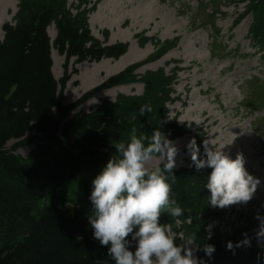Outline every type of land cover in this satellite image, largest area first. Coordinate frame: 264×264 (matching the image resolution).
<instances>
[{
    "label": "rangeland",
    "instance_id": "374dc122",
    "mask_svg": "<svg viewBox=\"0 0 264 264\" xmlns=\"http://www.w3.org/2000/svg\"><path fill=\"white\" fill-rule=\"evenodd\" d=\"M132 6L141 17L122 29L130 30L128 38L121 37L120 30L102 29L123 16L125 9H120L118 0H0V43L6 24L17 27L34 14L46 16L53 69V57L60 62L58 77L52 69L53 75L58 82L66 74L71 76L65 105L99 90L77 112L89 113L104 101L121 100L118 114L132 121L137 135L150 140L159 128L176 147L172 173L164 174L184 215L160 220L176 243L191 240L198 248L203 236L233 239L243 252L236 264H264V235H258L264 225V46L261 49L250 35L254 4L250 0H134ZM132 6L125 13L134 12ZM153 15L154 23L145 27ZM167 16L170 19L156 31L155 25ZM64 25L78 32L87 49L95 48L93 55L67 59L57 43ZM261 28L262 40L264 22ZM113 81L118 83L112 86ZM132 102L137 109L129 111ZM194 103L208 110L189 119ZM203 123L213 125L207 128ZM192 139L200 146V158L205 140L216 147L226 145L224 151L233 158L243 154L247 171L261 181L249 202L225 208L208 205L204 185L211 169L196 170L188 151ZM34 149L31 145L17 154L27 158ZM164 163L156 156L149 168L163 169ZM245 239L250 243H241ZM196 246L192 247L198 258Z\"/></svg>",
    "mask_w": 264,
    "mask_h": 264
},
{
    "label": "trees",
    "instance_id": "16d2710c",
    "mask_svg": "<svg viewBox=\"0 0 264 264\" xmlns=\"http://www.w3.org/2000/svg\"><path fill=\"white\" fill-rule=\"evenodd\" d=\"M250 2V35L263 49L264 0ZM49 24L38 14L17 27L6 24L0 43V264H114L107 246L93 237L89 197L92 181L116 153L114 145L126 142L134 125L118 114L121 100L77 112L99 90L65 105L71 76L58 82L53 75ZM57 43L68 60H84L95 49H87L71 25L61 26ZM31 145L27 158L17 154ZM203 244L216 249L209 264H236L243 254L233 239L203 236L198 248ZM197 255L209 259L202 250Z\"/></svg>",
    "mask_w": 264,
    "mask_h": 264
},
{
    "label": "clouds",
    "instance_id": "9594fccd",
    "mask_svg": "<svg viewBox=\"0 0 264 264\" xmlns=\"http://www.w3.org/2000/svg\"><path fill=\"white\" fill-rule=\"evenodd\" d=\"M144 113L142 108L140 114ZM146 140L132 129L126 142L114 145L115 155L92 181V213L88 221L94 239L107 246V255L114 264H209L216 250L214 245L197 248L191 240L177 244L168 226L160 223L162 213L172 218L184 215V209L172 198L171 183L164 174L172 173L177 149L159 128ZM225 146L216 147L205 140L200 158L196 140L188 144L196 170L211 169L204 187L209 192L208 205L218 208L246 204L261 184L247 171L243 154L233 158L224 151ZM156 156L165 161L163 169L149 168ZM258 235H264V225ZM241 243L250 242L245 239ZM193 245L209 259L194 256ZM227 248L233 249L231 241Z\"/></svg>",
    "mask_w": 264,
    "mask_h": 264
},
{
    "label": "bare ground",
    "instance_id": "6f19581e",
    "mask_svg": "<svg viewBox=\"0 0 264 264\" xmlns=\"http://www.w3.org/2000/svg\"><path fill=\"white\" fill-rule=\"evenodd\" d=\"M118 2L120 3V5H121V7L122 8H120V9H122V10H124L125 9V11L127 10V9H129L132 5H133V2H134V0H118ZM133 7V6H132ZM119 9V10H120ZM115 10H117V9H115ZM133 10H134V12H132L130 15L129 14H127V12L125 13V11L123 12V16L120 18V19H116L115 21H113L112 23H109V25H107V26H105V24L103 25V27H102V29H110V30H120L119 31V34H121L120 36L121 37H127L128 36V38H131V33H130V30H128V32H124V31H122V29L123 28H125V26H128V24L131 22V20H132V22L133 23H135V22H138V20L140 19V17H141V14L140 13H137L136 11H135V8L133 7ZM161 10V9H160ZM159 10V11H160ZM110 15H111V13H110ZM108 16V18H110L111 16ZM160 16V15H159ZM157 17H156V15H153V16H151V18H150V21H148L147 23H144V25H145V27H149L150 25H152V23H154L153 22V20H155ZM168 19H170V17H168L167 16V18H166V20H165V22H163V21H160L158 24H156L155 26H157V30L156 31H158L159 30V28H162V23H167V21H168ZM172 20V19H171ZM172 24V23H171ZM144 27V28H145ZM172 27V26H171ZM173 28V27H172ZM155 29V28H154ZM171 29V28H170ZM154 33V32H153ZM117 37H114V39H116ZM117 39H119V38H117ZM122 40H124L123 38H121ZM135 50V49H134ZM134 53H136V51H134ZM133 53V54H134ZM133 57H134V55H132ZM131 57L129 56L128 58H127V62L129 61H131V59H130ZM53 59H54V62H55V65H54V69H53V71H54V74H55V76L56 77H58V74H57V67L60 65V62H59V59L57 60L56 59V56L55 57H53ZM138 59V58H137ZM126 62V63H127ZM128 62V63H129ZM125 63V64H126ZM196 82V81H195ZM196 84V83H195ZM187 85V84H186ZM195 96V95H194ZM195 108L194 109H192L191 111H190V113H188L189 114V119L192 117V115H194V113L195 112H204L205 113V111H207L208 109L205 107V108H203L202 107V105H198L197 103H194V105H193ZM203 108V109H202ZM212 112V111H211ZM210 112V113H211ZM201 113V114H202ZM209 113V114H210ZM187 114V115H188ZM218 114V113H217ZM188 117V116H187ZM186 117V118H187ZM210 117V116H209ZM207 118V117H206ZM204 120V119H203ZM212 122V121H211ZM214 122V121H213ZM204 123H206V121H204ZM203 123V124H204ZM205 125V124H204ZM213 124L212 123H208L207 125H205L207 128H209L210 126H212ZM221 125V124H220ZM243 130V129H242ZM212 131V130H211ZM219 131V130H218ZM221 131V130H220ZM219 131V132H220ZM226 131V130H225ZM213 132H214V130H213ZM223 133H224V131H223ZM229 133V132H228ZM215 134V133H214ZM221 134V133H220ZM227 136V135H226ZM230 136V135H229ZM212 138V137H211ZM225 138V137H224ZM233 139V138H232ZM235 139V138H234ZM217 142V141H216ZM215 143V142H214ZM228 143H231V142H228ZM220 144H222V143H220ZM224 144H227V143H224ZM223 145V144H222ZM233 145V144H232ZM221 146V145H220ZM224 146V145H223ZM228 147V146H227ZM226 147V148H227ZM234 148H235V146H233ZM232 148V147H231ZM231 148H229V149H231ZM234 148H232V149H234ZM232 151V150H231ZM228 152H229V150H228ZM231 155V154H230ZM236 155V154H235ZM234 156V155H233Z\"/></svg>",
    "mask_w": 264,
    "mask_h": 264
}]
</instances>
